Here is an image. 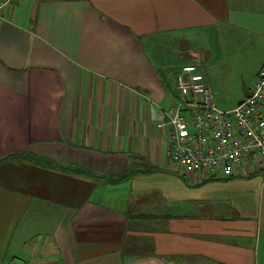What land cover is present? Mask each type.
Here are the masks:
<instances>
[{
  "label": "crops",
  "instance_id": "0c3cea01",
  "mask_svg": "<svg viewBox=\"0 0 264 264\" xmlns=\"http://www.w3.org/2000/svg\"><path fill=\"white\" fill-rule=\"evenodd\" d=\"M220 32L232 55L255 50L256 78L264 0L1 10L0 158L15 155L0 161V264H264V170L178 173L156 127L181 65L204 68L188 39Z\"/></svg>",
  "mask_w": 264,
  "mask_h": 264
},
{
  "label": "built area",
  "instance_id": "2783aa9c",
  "mask_svg": "<svg viewBox=\"0 0 264 264\" xmlns=\"http://www.w3.org/2000/svg\"><path fill=\"white\" fill-rule=\"evenodd\" d=\"M21 1L0 0V12ZM173 87L178 98L156 124L168 131L166 157L172 170L204 178L264 170V62L250 95L229 110L214 102L213 92L195 62L181 65Z\"/></svg>",
  "mask_w": 264,
  "mask_h": 264
},
{
  "label": "rangeland",
  "instance_id": "374dc122",
  "mask_svg": "<svg viewBox=\"0 0 264 264\" xmlns=\"http://www.w3.org/2000/svg\"><path fill=\"white\" fill-rule=\"evenodd\" d=\"M188 40L193 48L188 51L191 55L196 54V52H202V54L207 52L208 57L205 60L202 59L204 68L201 71L210 84L211 90H214V102L220 105L222 101L233 100L234 102L241 95L243 96L244 88L255 78V59L251 60L256 57L255 50L246 45L245 52L250 58L232 55L231 41L224 43L229 40L224 38L223 32H220L219 36L215 35L213 39L201 35L194 41L190 38ZM157 49L158 52H161L165 49V45L158 43ZM262 54H264V51ZM158 55L155 54V56ZM162 57L170 58L166 51L165 54H162Z\"/></svg>",
  "mask_w": 264,
  "mask_h": 264
},
{
  "label": "water",
  "instance_id": "95a60500",
  "mask_svg": "<svg viewBox=\"0 0 264 264\" xmlns=\"http://www.w3.org/2000/svg\"><path fill=\"white\" fill-rule=\"evenodd\" d=\"M250 95V92L249 91H245L243 92V96L244 97H248ZM243 99L241 100H238L234 103H230V104H220L219 105V108L223 109V110H229V109H232L234 108L237 104L241 103Z\"/></svg>",
  "mask_w": 264,
  "mask_h": 264
},
{
  "label": "trees",
  "instance_id": "16d2710c",
  "mask_svg": "<svg viewBox=\"0 0 264 264\" xmlns=\"http://www.w3.org/2000/svg\"><path fill=\"white\" fill-rule=\"evenodd\" d=\"M13 155H15V153H14ZM13 155H12V154H9V155H6V156H4V157H1V158H0V161H1V160H4V159H6V158H11ZM258 171H261V170H258ZM255 172H257V171H253V172H250V173H247V174H251V173H255ZM247 174H243V175H247Z\"/></svg>",
  "mask_w": 264,
  "mask_h": 264
}]
</instances>
